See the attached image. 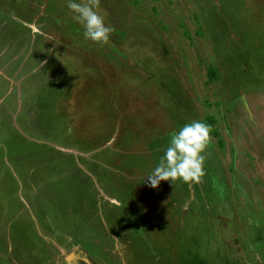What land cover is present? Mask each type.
Segmentation results:
<instances>
[{"label": "rangeland", "instance_id": "rangeland-1", "mask_svg": "<svg viewBox=\"0 0 264 264\" xmlns=\"http://www.w3.org/2000/svg\"><path fill=\"white\" fill-rule=\"evenodd\" d=\"M68 2L0 0V264H264V0H100L107 43Z\"/></svg>", "mask_w": 264, "mask_h": 264}, {"label": "clouds", "instance_id": "clouds-1", "mask_svg": "<svg viewBox=\"0 0 264 264\" xmlns=\"http://www.w3.org/2000/svg\"><path fill=\"white\" fill-rule=\"evenodd\" d=\"M100 0H69L68 8L74 13V19L84 26V36L97 43H107L114 28L105 24L98 14ZM212 128L205 122L192 121L171 133L170 142L158 165L147 177L152 188L162 181L177 180L199 182L204 175V152L211 141Z\"/></svg>", "mask_w": 264, "mask_h": 264}]
</instances>
